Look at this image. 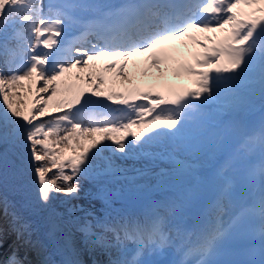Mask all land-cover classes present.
Wrapping results in <instances>:
<instances>
[{
	"label": "snow or ice",
	"instance_id": "snow-or-ice-1",
	"mask_svg": "<svg viewBox=\"0 0 264 264\" xmlns=\"http://www.w3.org/2000/svg\"><path fill=\"white\" fill-rule=\"evenodd\" d=\"M240 5H264V0H187L183 4L137 0L110 7L100 17L85 22L86 32L91 31L96 37L91 51L69 45L63 58L54 59L53 53L43 49L58 46L57 38L63 34L65 22L70 18L65 9L90 6L66 4L60 6L53 16H46L41 8L35 6V0H0V30L9 20L19 25L14 36L19 51L13 50L12 59L4 61L6 71L0 69V97L3 98L0 107L6 109L0 111V127L6 129L12 125L13 135L22 134L27 166L32 168L36 177L39 200L47 204L56 193L72 198L78 196L81 191L79 179L87 175L96 158L103 161L99 175L122 173L124 170L115 163L116 159L129 158L155 139L179 136L184 122L196 116L203 104L214 99L216 86L220 82L230 87V81L250 69L254 62L259 63L261 80L264 82V16L255 14L264 13V7H256L252 12L243 9L235 11ZM238 16L245 18L239 19ZM225 26H229V35L225 38L224 46L207 50L205 44L197 41L206 51L203 59L196 58L195 65L201 68L210 63L217 65L211 82L208 72L197 71V67L192 65L181 66L188 75L200 78L197 91L170 89L167 95H162L132 89L127 95L116 91L105 93L103 72L115 70L117 75L127 80L125 69L129 58L146 53L149 54L151 66L162 71L160 64L169 59L160 47L165 42L188 36L193 30L207 32L225 29ZM74 51L79 55H74ZM225 55L230 66L222 67L221 57ZM104 57L108 58V62L102 72L89 71L84 76L80 75L89 67L95 68L94 64L89 65L90 60ZM78 66L76 79L89 87L84 89L72 85L62 89L59 83L61 78ZM227 73H234V76L225 75ZM22 81H28V84L25 86ZM36 82L40 86L35 89L32 106L26 109L21 106L24 101L16 99L21 93L15 89L26 87L28 95H32L33 83ZM61 94L66 95L51 104L56 113L49 112L50 102ZM105 101L123 106L119 110L122 115L102 119L99 114L91 112L85 121L83 112L87 106H104ZM45 117L47 119H43ZM133 126L137 131H130ZM7 136V131H0V141L6 140ZM88 136L90 139L85 143ZM66 148L74 152L77 149L82 151L78 155L65 156ZM53 168L57 169V174L49 178L47 173ZM99 195L102 196L103 191ZM228 195L229 186L226 185L206 213L195 240L188 241L185 256L193 257L194 264H216L213 257L231 228L244 215L242 211L225 226L221 201ZM259 211L264 219V198L261 199ZM80 231L99 247L106 246L109 233L117 243L122 240L133 242L137 245V255L145 247L162 246L169 240L160 216L143 222L126 220L118 225L102 220H97L95 224L85 221ZM23 232V226L17 229L18 238L23 237ZM261 235L264 238V228ZM2 245L3 232L0 231ZM0 264L24 262L13 252L7 261H0ZM113 264H138V261L133 258ZM179 264L190 262L181 260ZM259 264H264V259Z\"/></svg>",
	"mask_w": 264,
	"mask_h": 264
},
{
	"label": "bare ground",
	"instance_id": "bare-ground-1",
	"mask_svg": "<svg viewBox=\"0 0 264 264\" xmlns=\"http://www.w3.org/2000/svg\"><path fill=\"white\" fill-rule=\"evenodd\" d=\"M142 59L143 57L137 58L135 56L131 59L133 65L128 62L129 65L125 69L128 78L130 76L135 77L140 71ZM161 66L162 64H160L162 71L155 69L153 72H148L144 77L150 76L154 79L158 77V74L165 76L168 71H172L171 68ZM33 97V94L24 93L23 98L18 96L16 99L28 103ZM11 151L14 154L5 153L0 156V227L4 225L5 229L9 228L13 231L15 229L17 232V229L23 226L22 239L26 240L31 248V251L29 248L26 256L28 264H93V258L90 257L86 248L87 238L80 231L83 224L67 213L69 205L74 204L78 208L81 219L85 217L86 212L90 211L98 215L102 207L110 205L111 202L109 201L112 200V197L116 198L123 194L130 186H139L140 182L145 180L147 176L151 177V174L155 177L160 176L164 170V167H160L154 171L133 173V177L126 183L117 182V175L116 177L113 175L109 178H101L100 181L94 180L87 184V191L82 189L79 192V194H87L84 199H81L86 205L62 193L54 194L53 198L44 204L39 200L36 177L32 168L27 166L28 161L16 155H23L21 148L14 145ZM14 161L17 168L25 163L23 171L13 167ZM118 163L116 164L119 165ZM111 183L114 185L121 184V186H114L117 191L110 192L107 190V186ZM140 188H144V182L141 183ZM101 191H103L102 196L106 198V201H101L98 198L101 197L99 195ZM139 193L141 195L146 194L145 190H139L133 195ZM126 195L125 202L131 198L135 200L134 197L129 196L132 195L130 192ZM77 202L79 203L77 204ZM121 202H124V199ZM89 220V218L85 219V221ZM2 253L4 254V248H0V254ZM16 254L20 255L18 252Z\"/></svg>",
	"mask_w": 264,
	"mask_h": 264
},
{
	"label": "rangeland",
	"instance_id": "rangeland-1",
	"mask_svg": "<svg viewBox=\"0 0 264 264\" xmlns=\"http://www.w3.org/2000/svg\"><path fill=\"white\" fill-rule=\"evenodd\" d=\"M68 77V75H64L63 77H62V79L59 81V83L61 84V88L63 89L64 87H66V86H69V80H70V78H67ZM21 83H23L25 86L28 84V81H22ZM73 85H75V83L73 84ZM34 90V89H33ZM15 91L16 92H18V93H21V95H20V97H24V93H27V88L25 87V88H17V89H15ZM43 95V94H42ZM63 94H61V95H58L57 97H54L53 98V101L52 102H50V106H49V111L51 110V109H53L52 107H51V104L55 101V100H57L60 96H62ZM24 101V100H23ZM3 105V98L2 97H0V106H2ZM27 105V102L26 101H24V104L23 105H21L22 107H27L26 106ZM27 109V108H26ZM0 111H6V109H3L2 107H0ZM0 131H7V133H8V138H9V135H10V133H13V126L12 125H8L7 126V128L6 129H4V128H2V127H0ZM13 136H17V139H13L12 137ZM11 138H9V140H4V141H2L1 142V144H0V156H2V154L3 153H7V152H9V153H13L14 154V152H12L11 151V149L13 148V146L14 145H18L20 148H21V150H22V153H23V156H22V159L24 158V160H26V161H28L27 160V153L25 152V150L23 149V146H22V141H21V138H23L22 137V134H19V133H17L16 135H13ZM90 138H89V136L88 137H85V143L89 140ZM7 142V143H6ZM62 147H64L63 145H62ZM71 148H66V151H65V153H64V155L66 156L68 153H69V150H70ZM18 156H20L19 154H17ZM98 160V159H97ZM96 159H95V161H97ZM95 161H93V163H95ZM97 163H99V162H97ZM25 164V163H24ZM95 165V164H94ZM93 165V166H94ZM92 166V167H93ZM21 171H23V166H21ZM22 173V172H21ZM57 174V171H55V173H47V175L49 176V177H53L54 175H56ZM58 183H60V181H58Z\"/></svg>",
	"mask_w": 264,
	"mask_h": 264
}]
</instances>
